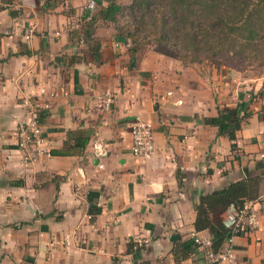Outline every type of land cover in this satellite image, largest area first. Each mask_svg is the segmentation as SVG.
Here are the masks:
<instances>
[{
    "label": "crops",
    "instance_id": "0c3cea01",
    "mask_svg": "<svg viewBox=\"0 0 264 264\" xmlns=\"http://www.w3.org/2000/svg\"><path fill=\"white\" fill-rule=\"evenodd\" d=\"M89 1L50 8L43 0H0V264H204L198 250L175 262L173 240L209 236L194 229L202 194L247 176H260L264 193V98H246L245 82L234 76L219 81L221 90L235 86L232 98L227 91L164 96L147 64L131 68L127 50L117 52L97 32L94 61L81 31L71 30ZM64 5L73 11L62 12ZM106 91L114 98L109 109L100 101ZM23 98H37L46 115L40 151L27 163L17 146L18 126L30 118ZM241 102L251 116L232 150L202 120ZM136 120L152 125L147 160L131 155ZM74 130L91 131L83 153L57 155ZM232 248L236 264H264V206L258 227L238 234Z\"/></svg>",
    "mask_w": 264,
    "mask_h": 264
},
{
    "label": "trees",
    "instance_id": "16d2710c",
    "mask_svg": "<svg viewBox=\"0 0 264 264\" xmlns=\"http://www.w3.org/2000/svg\"><path fill=\"white\" fill-rule=\"evenodd\" d=\"M43 1L45 7L50 8L57 3L54 0ZM96 4L97 12L80 30L85 43H91L89 51L96 62L99 61L100 44L93 35L99 21H102L112 24L116 30L115 39L123 40L127 45L131 67L135 65L136 53L147 44L154 45L160 55L185 62L186 59H191V62L211 61L232 55L264 63V0H131L124 6L116 0H97ZM125 12L129 22L118 26V18ZM75 34L76 31H72V35ZM74 84L75 87L78 85L76 75ZM36 116L42 123L46 115L41 110ZM250 116L247 104L241 102L234 108L217 107V115L203 118L202 123L216 127L217 136L227 138L231 149L235 150L237 133ZM67 135L69 142L63 150L56 152L57 155L83 153L91 131L74 130ZM260 181V176H247L200 196L195 206L194 229L196 232H208L210 250L214 255L222 251L230 235L221 224V214L231 204L240 206L259 196ZM196 251L194 238L173 240L171 254L175 262L191 257Z\"/></svg>",
    "mask_w": 264,
    "mask_h": 264
},
{
    "label": "rangeland",
    "instance_id": "374dc122",
    "mask_svg": "<svg viewBox=\"0 0 264 264\" xmlns=\"http://www.w3.org/2000/svg\"><path fill=\"white\" fill-rule=\"evenodd\" d=\"M54 1L65 3L67 0ZM130 1L131 0H116V2L122 6L128 5ZM96 3L97 0H90L89 3H82L81 10H79L80 12L77 16L78 18H74L71 21V25L73 26L71 30L80 31L83 28L86 22L83 20L97 12L98 6ZM70 11H73L71 7L69 5H64L62 12L69 13ZM82 15L84 17H82ZM126 22H129L127 12L118 18V26L125 25ZM96 32L105 40L111 39V48L117 50L119 47L127 50V45L123 44V40L120 41L115 39L116 30L112 24L109 23L108 26H106V24L98 23L94 34H97ZM98 38L99 37H94L95 40ZM90 44L91 43H85L84 46L89 47ZM118 51L119 50H117V52ZM143 58L146 60L142 61ZM186 60L185 62L169 56L160 55L156 52L154 45L147 44L136 53V66L134 65V67L138 70L139 64H147L146 68L153 72V77L158 78L156 82L160 84L161 90H163L162 95L164 94V96H166L167 92L171 91V98H208V94H210L209 97L212 95V98H219V94L223 91H227V93L223 95L224 98H232V96H235L232 93L235 92V86H232V84L228 86L222 85L223 89H219L221 78H231L230 76H234L232 78L237 80L242 79V81L245 82V84L241 86H245L243 92L249 93L246 98H250L251 96L254 98H264V63H261L260 60H243L241 57L232 55L220 57L211 61L202 60L191 62V59ZM161 71L166 73V76L162 77V79L159 76ZM146 77L151 76L149 74ZM208 88L212 90L209 93L207 92ZM255 90L256 93H254Z\"/></svg>",
    "mask_w": 264,
    "mask_h": 264
},
{
    "label": "built area",
    "instance_id": "2783aa9c",
    "mask_svg": "<svg viewBox=\"0 0 264 264\" xmlns=\"http://www.w3.org/2000/svg\"><path fill=\"white\" fill-rule=\"evenodd\" d=\"M100 101L105 109H109L114 102L112 92H104ZM21 103L28 108L30 118L18 126L17 146L23 154L22 161L27 163L34 159L33 152H39V146L43 143L42 129L36 116L42 108L37 98H23ZM95 150L98 154H104L103 150L97 146H95ZM130 151L134 158L140 160H147L152 156L154 136L152 125L149 122L136 120L132 125ZM262 206H264V193L252 200L245 201L240 206L231 204L223 211L220 216L221 224L229 231L230 235L225 240L222 251L217 255H214L210 250V236L194 237L197 250L201 251L205 258L204 264L212 261L218 263L227 261L229 264H236L232 248L233 240L238 234L254 231L258 227V213ZM138 245L141 246V242L138 241Z\"/></svg>",
    "mask_w": 264,
    "mask_h": 264
},
{
    "label": "water",
    "instance_id": "95a60500",
    "mask_svg": "<svg viewBox=\"0 0 264 264\" xmlns=\"http://www.w3.org/2000/svg\"><path fill=\"white\" fill-rule=\"evenodd\" d=\"M243 171H244V173L246 174V169H244Z\"/></svg>",
    "mask_w": 264,
    "mask_h": 264
}]
</instances>
